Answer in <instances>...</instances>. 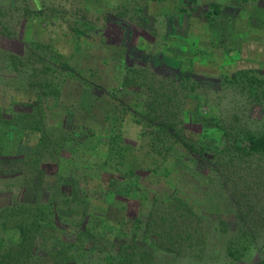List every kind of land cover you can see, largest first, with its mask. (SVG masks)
Here are the masks:
<instances>
[{
    "label": "trees",
    "instance_id": "16d2710c",
    "mask_svg": "<svg viewBox=\"0 0 264 264\" xmlns=\"http://www.w3.org/2000/svg\"><path fill=\"white\" fill-rule=\"evenodd\" d=\"M87 1L90 0L84 1L86 13L92 6ZM183 1L178 0L179 15L192 17ZM51 11L49 16L37 13L39 19L44 23L58 20V13ZM133 11L143 21L130 17L125 23L123 11L114 21L125 23V27L147 22L144 15H139L143 13L140 5H134ZM215 12L218 15L216 7ZM59 13L66 14L65 10ZM8 14L5 7H0V18L5 19ZM26 22L21 20L20 29L26 28ZM3 23L0 20V34L8 29L2 27ZM112 26L117 36H123V25L112 23ZM79 37L77 34L76 38ZM164 37L166 48L176 55L177 46L174 43L167 46L170 36ZM32 40L27 44L25 54L31 52L27 58L25 54L16 55L3 49L4 53H0V75L22 74L16 82L8 77L11 84L0 88V264H82L85 254L96 243L108 246L105 264H153L154 251L171 256L166 264L184 256L190 263L207 259L211 238L203 224L210 218L207 212H197L200 200L190 202L176 190L155 192L157 186L162 189L161 182L169 176V171L164 174L167 159L179 147L189 155L188 161H206L205 166L198 168H204L206 174L218 173L225 186L232 165L237 178L242 179L239 164L264 160V133H254L239 122L219 126L212 107H208L205 95L198 89L207 87L204 81L210 78L190 73L185 67H190L192 60L182 56L178 73L171 74L154 69L149 60L137 61L138 53L127 52L128 47L120 42L112 47L122 49L131 62L127 63L119 89L113 93L115 97L112 95L120 105L105 117L111 127L109 136L98 137L94 131L72 121L49 125L44 100L55 96L60 79L57 74L62 70L76 73L62 60L58 48L43 45L37 38ZM107 42L114 45L108 39ZM46 52L61 69L45 63ZM153 54L147 52L150 58L169 60L162 51ZM27 73L30 75L26 77ZM192 107L198 109L202 122L207 120L205 124L193 120L197 116L193 115ZM126 115L141 127L140 138L145 145H128L123 139L121 124ZM191 125L201 126V131L186 132ZM103 146L106 152L101 162L97 152ZM225 153L227 165L222 167L221 161L219 164L213 161L220 160L216 157ZM75 154L82 157L93 154L91 163L82 164L85 172L81 173V179L68 167ZM93 174L99 188L111 196L106 200L107 207L90 193L88 178H94ZM148 192L153 195L147 218H143L140 210L129 218L126 204L137 201L140 209L142 202L148 200ZM240 199V194H232L226 202L234 209L226 205L217 208L215 222L219 228L215 238L228 239L227 255L233 261L240 263L253 257L256 264H264V208L254 207L257 200ZM111 209L125 213L116 220L120 221L118 228H114L113 220L106 219ZM126 222L131 226L127 231L121 230L120 226ZM114 231L118 234H113ZM86 241L91 247L83 246ZM148 247L153 251L149 252Z\"/></svg>",
    "mask_w": 264,
    "mask_h": 264
},
{
    "label": "rangeland",
    "instance_id": "374dc122",
    "mask_svg": "<svg viewBox=\"0 0 264 264\" xmlns=\"http://www.w3.org/2000/svg\"><path fill=\"white\" fill-rule=\"evenodd\" d=\"M84 1L0 0V7H5L6 11H9L5 19L0 18L4 22L2 27L8 26L7 32L0 34V53H4L3 50H5L16 55L25 54L29 49L27 44L30 45V42H33L32 39L37 38L43 45L58 48L62 60L75 70L76 74L60 71L57 74L60 79L55 96L44 100L47 109L46 121L49 125L56 126L62 122L71 123L72 121L74 124L94 131L98 137L104 139L109 136L111 127L105 121V117L120 105L118 100L114 99L113 93L119 89L126 74L127 63L131 62L129 55L125 56L122 49L112 47L122 43L130 49H126L127 52L134 50L138 53L137 61L149 60L154 69L171 74L178 73L179 59L182 56L192 60L190 67L185 68L198 77L210 78L209 81H204L207 87L198 89L205 95L208 107H212L219 126L239 122L241 126L249 128L254 133H264V0H194L192 4L189 0H184L183 2L187 5L186 10L192 17L179 15L178 0L169 2L90 0L87 4L92 6L87 13ZM134 5H140L143 13L138 14L147 18V22H142L143 25H141L145 26L144 28L133 23L127 24L126 27L124 25L130 17L138 22L143 21L136 17L133 11ZM123 7L126 9L124 10ZM215 7L218 9V15ZM48 8L58 13L56 14L58 20H48L44 23L39 19L38 14L52 15V11ZM62 10L66 12L64 16L59 13ZM120 11L125 14L122 17L125 23L114 21ZM23 19L25 22L27 19L29 21L26 22V28L20 29ZM112 23L124 26L123 36L121 34L117 36L116 31L111 30L115 29ZM77 34L79 38H76ZM166 34L170 36L167 46L173 43L177 46L176 55L172 54L174 51L166 48L164 37ZM107 39L114 45L106 44ZM145 46L147 49L144 51L142 48ZM48 50L49 48L44 51ZM160 50L169 58L168 61L162 62L158 59L159 57L150 58L147 55V52L155 55L161 52ZM30 53L25 54V58L29 57ZM44 54H46L45 63L53 68L61 69L49 59V52ZM168 54L178 59L175 60ZM28 68L30 70V66ZM21 75V73L1 74L0 88L11 84L12 81H18ZM29 75V73L25 74L26 77ZM6 93L9 94L8 90ZM121 100L125 102L124 99ZM191 111L194 116H197L193 120L203 124L207 122V120L205 123L202 122V118L197 115L199 113L197 108L193 110L192 107ZM125 118L121 124L125 142L136 147L145 145L146 142L140 138L141 127L136 125L130 116L126 115ZM199 130L201 131V126L191 125L190 130L186 132L194 133ZM105 152V146L99 148L97 152L101 162L105 159ZM226 155L227 153L222 156L223 158L218 156L216 158L220 160L213 159V161L215 163L221 161L217 164L223 167L229 163ZM92 156L93 154H87L84 157L75 154L69 163L68 167H72L73 173H76L79 179H81V173L85 172L82 164L87 161L91 163ZM188 159L189 155L176 147L165 164L167 169L164 174L169 171V176L164 180L163 177L161 178L162 189L157 186L155 192L176 190L179 196L190 202H195V199L200 200L201 203L196 210L207 212V217L210 218L203 226L209 231L211 245L208 247V258H203L201 263H195L197 259L190 263L192 261H188L184 256V258H175L168 264H256L253 257L242 260L240 263L228 257L226 250L228 239L215 238V232L219 228L215 222V215H217V208L223 205L234 209L226 202L230 200L232 194H240V201L250 199L255 202L257 200L254 207L264 208V160L253 161L251 164H239L238 172L242 179L237 178L232 165L231 173L226 175L224 186L223 179L218 178V173L206 174L204 168L203 170L198 168L200 165L205 166L206 161L197 159L191 162ZM92 176L94 178L90 176L88 178L90 193L95 200L104 201L103 206L107 207L106 200H109L111 196L99 188L96 175ZM234 183L237 188L234 187ZM152 195V192L147 193L148 200L142 202L140 209L139 202H128L126 204L128 214H126L129 218H132L133 214L136 215L138 210L144 219L147 218L151 209ZM224 212L228 211L224 210ZM226 214L228 216L230 213ZM120 215L124 217L125 213H117L115 209H111L106 219L113 220L114 228H118L120 221L116 223V220L121 218ZM130 226L126 222L120 227H122L121 230L127 231ZM114 233L117 232L114 231ZM83 246L91 247L87 241L83 242ZM147 250L153 251L149 247ZM107 252L108 246L96 243L95 247L85 254L82 264H105ZM153 256V264H166L165 261L171 258L168 253L160 251H154Z\"/></svg>",
    "mask_w": 264,
    "mask_h": 264
}]
</instances>
